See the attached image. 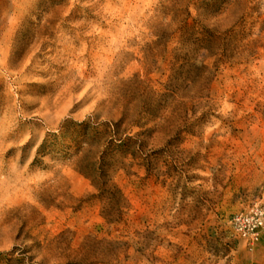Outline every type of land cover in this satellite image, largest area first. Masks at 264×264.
Segmentation results:
<instances>
[{
  "label": "rangeland",
  "instance_id": "374dc122",
  "mask_svg": "<svg viewBox=\"0 0 264 264\" xmlns=\"http://www.w3.org/2000/svg\"><path fill=\"white\" fill-rule=\"evenodd\" d=\"M0 264H264V0H0Z\"/></svg>",
  "mask_w": 264,
  "mask_h": 264
},
{
  "label": "built area",
  "instance_id": "2783aa9c",
  "mask_svg": "<svg viewBox=\"0 0 264 264\" xmlns=\"http://www.w3.org/2000/svg\"><path fill=\"white\" fill-rule=\"evenodd\" d=\"M241 223H244L246 219L244 218H239ZM254 222L252 223L251 227L248 229H251L252 231L255 230L258 226L262 224V214L261 213H256V217L253 218ZM243 230V228H241Z\"/></svg>",
  "mask_w": 264,
  "mask_h": 264
}]
</instances>
